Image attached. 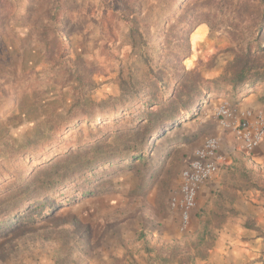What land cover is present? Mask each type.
Masks as SVG:
<instances>
[{"label": "rangeland", "instance_id": "1", "mask_svg": "<svg viewBox=\"0 0 264 264\" xmlns=\"http://www.w3.org/2000/svg\"><path fill=\"white\" fill-rule=\"evenodd\" d=\"M175 3L0 0V194L52 151L26 160L14 157L15 147L54 130L68 112L75 117L116 110L115 116L98 120L117 118L122 124L150 96L160 101L170 95L179 69L195 71L202 81H216L204 84L208 92L197 108L181 114L150 142L144 164L135 163L133 170H120V164L99 167L91 174L97 182L90 181L99 185L93 196L81 197L74 184L67 185L47 198L43 210L31 212V223L24 224L23 213L1 222L0 264H233L209 256L197 243V231L206 217L216 224L235 213L245 192L253 193V207H261L264 165L223 166L208 195L196 200V217L185 230L168 199L185 159L204 138L217 139L222 130L218 107L234 108L248 93L218 80L238 48L252 43L258 27L257 38L264 43V0H189L179 9ZM229 6L236 11L234 20L223 15ZM85 101L96 107L82 106ZM86 122L60 129V138H55L60 147H74L77 134L85 137ZM140 175L147 179L143 192L138 191ZM246 223L264 235V227ZM161 227H169L170 233L163 234ZM254 254L238 264H261L264 255Z\"/></svg>", "mask_w": 264, "mask_h": 264}, {"label": "trees", "instance_id": "2", "mask_svg": "<svg viewBox=\"0 0 264 264\" xmlns=\"http://www.w3.org/2000/svg\"><path fill=\"white\" fill-rule=\"evenodd\" d=\"M188 1L176 0V8L179 9ZM224 10L225 18L235 19L236 11L233 6L225 7ZM260 18L264 19V10L261 11ZM258 25L259 23H257ZM227 26L231 29L229 34H234L232 33L234 27ZM260 30L261 27L256 29V36L252 43H244L240 49L238 48L233 60L226 66L218 82L233 89L254 90L256 87H262L260 100L264 104V43L257 38V33L259 34ZM245 33H248L250 37L248 30ZM177 72L180 73L176 77V83L170 95L162 97L160 101L156 95L150 96L143 103L141 111L133 112L135 114L132 117L125 114L128 115V118L124 119L122 124L120 123L121 119L117 120V118L107 123L104 120H98V118H104L107 115L108 118L115 116L119 112L116 110L109 111L107 115L101 113L96 115L90 111V113L77 114L75 117L69 116L70 112H68L56 124L54 130L50 128L23 146L15 147L16 149L12 152V154L16 153L14 157H25L26 160L37 158L41 155L40 153L46 150L52 151L44 163L37 164L26 175L19 174V178L11 181V184L8 185V191L0 194V223L8 219L13 220L21 213H23L24 224L31 223L33 221V217L30 219L31 212L43 210L49 205L47 198L67 185L74 184L76 192L81 197L93 196L98 192L99 185L98 183L93 185V182L90 181V179H94L97 182L95 175L91 174L99 167L110 169L114 165L120 164L124 166L120 170H133L135 163L144 164L146 161L144 152L150 142L155 138H160L163 131L175 125L181 114H188L197 108L205 92H208V88H204V84L213 85L216 82L214 80L202 81L195 71L179 69ZM83 105L96 107L88 101H85ZM153 107H157V109L151 111ZM81 119L87 121L85 124L86 136L81 138L77 134V142L74 147L61 148V141L55 140L56 137L60 138L57 132L62 128H69ZM88 120H93L94 124L92 125ZM31 164L35 165V163ZM87 175L93 177L86 178ZM242 176L244 179L248 178ZM146 180V175H140L139 192H143L148 187ZM219 198H221V202H225L222 196ZM222 204L218 205L219 210L223 207ZM212 216L215 215L212 214ZM206 218L198 230L196 239L202 248L209 250L215 241V232L220 224H213L212 218ZM259 238H262L263 241L261 253L264 255V235L260 234ZM261 264H264V261Z\"/></svg>", "mask_w": 264, "mask_h": 264}, {"label": "crops", "instance_id": "3", "mask_svg": "<svg viewBox=\"0 0 264 264\" xmlns=\"http://www.w3.org/2000/svg\"><path fill=\"white\" fill-rule=\"evenodd\" d=\"M260 96V90H248L247 95H245L238 102L237 106L234 107L237 117H241L245 114L249 120H254L258 115L264 117V104L261 103ZM216 135L219 144L218 154L220 155L219 170L223 166L240 165L239 163L241 162H248V165H264V139L252 152L248 153L245 152L241 141L234 131L219 130ZM210 182L211 181L205 182L199 186L196 200L203 199L206 193L208 195V190L210 188L209 185L212 184ZM252 194L253 193L251 192H245L244 197H241L239 204L234 206L235 213L227 214L223 221L219 223L220 225L216 231L215 241L208 250L209 256L215 254L221 259L226 258L233 262V264H238L240 258L252 257L255 255V251H261L262 240L259 238L256 229L251 227L250 224H247L246 221L255 223L256 228H263L264 203H262L261 207H258L257 209L256 207H253L251 205L253 202L251 199ZM154 196L152 199H154ZM196 214L195 204V208L191 212L190 221L192 217H196ZM170 231L169 227H161V232L163 234H169Z\"/></svg>", "mask_w": 264, "mask_h": 264}, {"label": "built area", "instance_id": "4", "mask_svg": "<svg viewBox=\"0 0 264 264\" xmlns=\"http://www.w3.org/2000/svg\"><path fill=\"white\" fill-rule=\"evenodd\" d=\"M216 117L219 127L225 131H234L248 153L264 139L262 115H258L254 120H249L246 114L237 117L235 108L224 104L216 110ZM218 149V140L215 137H206L183 163L178 185L168 200L170 210L180 218L181 230L188 227L199 186L214 179L219 171Z\"/></svg>", "mask_w": 264, "mask_h": 264}]
</instances>
